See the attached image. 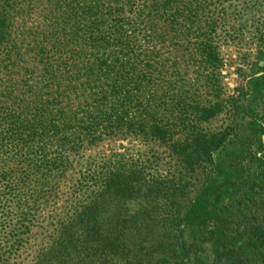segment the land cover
Masks as SVG:
<instances>
[{
	"label": "trees",
	"instance_id": "16d2710c",
	"mask_svg": "<svg viewBox=\"0 0 264 264\" xmlns=\"http://www.w3.org/2000/svg\"><path fill=\"white\" fill-rule=\"evenodd\" d=\"M246 4L0 0V264H23L27 250L49 264L77 226L109 239L99 225L127 199L170 226L231 132L210 124L229 105L222 48L243 44ZM251 104L234 107L255 136ZM254 146L249 183L264 193L260 135Z\"/></svg>",
	"mask_w": 264,
	"mask_h": 264
},
{
	"label": "rangeland",
	"instance_id": "374dc122",
	"mask_svg": "<svg viewBox=\"0 0 264 264\" xmlns=\"http://www.w3.org/2000/svg\"><path fill=\"white\" fill-rule=\"evenodd\" d=\"M245 1L247 11L241 13L246 19L239 26L244 42H230L222 48L219 94L229 98V105L211 120L210 127L231 122L232 129L215 154L210 176L197 177L170 226L145 217L143 200L127 199L109 221L99 225L102 231H113L109 239L102 240L87 227L77 226L69 245L63 236L59 239L58 258L49 264H264V193L256 192L249 183L255 138L264 139V129L254 136L250 119H238L234 107L249 98L264 125V56L260 55L264 35L258 34L259 29L264 31V0L258 1L257 16L251 11L252 2ZM233 4L240 10L242 0H233ZM254 18L260 21L256 23ZM119 144L125 142L109 143ZM111 146L104 143L92 154ZM134 212L133 217L126 215ZM80 232L82 235L77 234ZM32 254L22 252L20 259L27 256L23 264L35 263Z\"/></svg>",
	"mask_w": 264,
	"mask_h": 264
}]
</instances>
